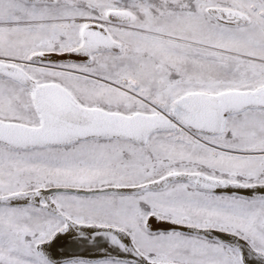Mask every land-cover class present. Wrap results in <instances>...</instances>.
I'll list each match as a JSON object with an SVG mask.
<instances>
[{"label":"snow or ice","instance_id":"obj_1","mask_svg":"<svg viewBox=\"0 0 264 264\" xmlns=\"http://www.w3.org/2000/svg\"><path fill=\"white\" fill-rule=\"evenodd\" d=\"M0 264H264V0H0Z\"/></svg>","mask_w":264,"mask_h":264},{"label":"bare ground","instance_id":"obj_2","mask_svg":"<svg viewBox=\"0 0 264 264\" xmlns=\"http://www.w3.org/2000/svg\"><path fill=\"white\" fill-rule=\"evenodd\" d=\"M58 251L67 252L69 255L72 254L83 255L85 257H99L103 254L102 249L86 251L84 246H76L71 244L70 241L65 242L64 240L61 241V244L58 247Z\"/></svg>","mask_w":264,"mask_h":264}]
</instances>
